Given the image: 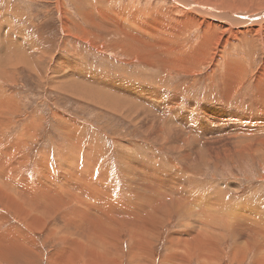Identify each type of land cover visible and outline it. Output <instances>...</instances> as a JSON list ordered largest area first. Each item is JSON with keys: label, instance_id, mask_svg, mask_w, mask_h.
<instances>
[{"label": "rangeland", "instance_id": "obj_1", "mask_svg": "<svg viewBox=\"0 0 264 264\" xmlns=\"http://www.w3.org/2000/svg\"><path fill=\"white\" fill-rule=\"evenodd\" d=\"M65 1V8L67 7V9L64 8L61 10L56 4L57 0H0V95L2 96L4 94L2 96L3 98H0H2L1 101H3V103L9 99L11 102V108L14 107L10 110V113H8L6 118L9 121V124L0 129V134L1 132L5 133L4 141L6 143L4 142L3 144L4 152L10 153L12 143L17 142L18 145L21 144L22 147L20 153L16 154V159L21 161L17 165L18 168L20 170L25 168V170L23 169V174L28 178L35 175L37 176V174V177H42L39 174L41 171L40 169H37V165L40 166L43 163V168L46 169V171H58L56 173V180L54 182L52 181V183H55L56 185L58 183L60 186L62 184V176L58 169L59 166L62 165L67 172L69 168L70 171H75L76 167L68 165L70 161L69 159H75V157L79 155L76 158V163H79L77 164V173L84 171L83 168L87 165L90 166H87V169L92 171V160H95L97 161V165L93 164L96 166V170H102L101 172H103V170L106 169L108 176L103 172L107 177L106 181L109 180L110 175V181L113 179L117 182H115V185H117L115 191L118 188L119 190L122 189L118 198L125 201H135V197L129 194V191L124 184L126 182L124 180V174L131 175L130 173L125 172L128 170V165L125 164L126 160L131 159L136 165L137 170L144 173H148L147 171L152 169V166H157L158 168L163 169L162 173L164 174L165 172V175L177 170H180L179 173L182 174L185 166L189 167V171H191L186 174V176L189 175V177L185 176L182 178V180L184 179V185H187L185 183L192 181L191 184L193 183L192 185L195 188L192 185L191 187L194 188V190L197 189L196 191L198 193L204 195V199L208 200L210 196H219L218 194L222 195L225 192V196H221L223 197L221 199L226 197L222 208L216 211L214 210L215 212L210 209V206H208V209L205 205L199 208V210H204L205 208L204 212L207 211V214L213 213L215 215L218 220L216 221L218 222L216 227L215 225H212L210 226V229L206 228V226L199 229L201 231L204 230L202 232H205L206 234L209 232L211 235L208 234V236L211 238L212 234L215 235L213 238L218 241H215L216 248L222 251V256L227 254L226 258L219 262V264H239L238 260L232 261L230 257L234 250H237L235 253L237 254L240 250L248 249L246 243L247 237L244 235L245 237L242 236L239 240L238 236H236V238L233 237V229L225 228L224 223L227 220L229 221V218H234L233 215H235L237 210L238 214L236 213L235 216L241 214V216L244 214L245 216H248L249 214V217L252 215V218L257 217L260 213L262 214L264 212V105H262L264 99L262 100V89L255 88L258 73L263 65L264 49L261 48L262 50L260 49L258 51L257 56L255 55V50L253 51L250 47L246 48V46L244 51H241L240 48H236L234 49L235 51L233 50L230 52V54H232L228 55V57L230 56L228 59H231L233 62H244L247 67H243L246 70H249V74L243 80H240V85L237 84V86L239 85L237 87L238 89L235 90L231 102L228 103L224 94L227 89H215V85L209 80L207 73L212 68L211 64L205 67H199L200 70L195 69L196 71L192 74L193 76L191 74L186 75L183 72V74L177 72H172L171 74L165 72L164 74L158 70L155 71L148 69L142 65L129 64V57L124 55L121 50L118 54L113 47H107L104 44L108 43V40L109 42L116 40L117 36H110L108 31L103 30L108 26L104 23H99L98 19H96V16L98 17L97 12H95L94 9L102 8V10L111 14L114 10L123 11L127 9L129 12H140L143 15H146L154 12L171 10L173 5L170 0H167L166 2H162L161 0H99L101 3L98 0ZM90 7L93 9H90ZM77 9L78 11H81L78 12ZM60 11H62L63 14L66 11L68 19L75 21V24H71L69 27L70 33L63 30L65 24L62 21L61 16L63 14L61 15ZM82 11L91 13L97 26L100 24V26L96 28L97 30L94 26L92 27V25L86 24L84 17L81 14ZM69 14L71 16H69ZM179 16L182 15L180 14ZM112 21L114 22V20ZM99 28H103L101 29L102 31ZM84 30H86L88 35L91 38L93 37L96 42L100 41V43L103 44L105 50H102V53L88 46V44L80 38V36L84 38L88 37ZM195 32L196 31L187 37L185 40L186 44L194 43L196 38L200 37V33L196 32L197 35ZM70 35L72 36L70 37ZM12 49L16 51L12 52ZM18 51H20V53ZM236 51L237 53H234ZM248 57L251 58L252 61L248 59ZM34 59L38 61H35ZM29 64L30 66L28 67ZM63 64L66 66L70 65V67L68 66L69 68H67L68 72L66 71L64 74L59 70L63 67ZM70 68H76V70H72L75 72L73 73ZM65 69L66 68H64V71ZM252 69L253 72L251 73ZM65 74H72L78 83H75L74 86V83H71L70 79L67 81V78L64 77ZM93 74L96 76L92 77ZM104 79H108L111 86L109 84H103ZM120 80H123L127 85H138L150 89H114L112 86H115ZM158 80L162 85L165 84L167 89H156V86L160 85ZM67 82H69V84ZM72 86L74 89H71ZM161 92H164L165 96L168 95L172 98L170 107L167 100L168 98L164 100V98L160 97ZM181 94L183 95L182 98L180 97ZM126 95L129 96L127 97ZM98 96L100 98H98ZM106 97L110 99H107ZM137 98L141 99L139 100ZM183 99L187 101L190 100L194 103V110H196H193L194 115L202 116L201 113L203 109L207 107L210 109V113L215 116L216 121L211 122L210 119V121L203 122L204 125L202 128L199 125L193 128L191 126L193 125V122L190 120L184 121L178 115L174 118H171L169 115L163 117L165 112L164 106H168L169 108L166 111L167 113L175 110V108L181 110ZM209 100L210 102H208ZM115 104H118V106H115ZM154 106H157V108L154 109ZM250 107H252L254 113ZM140 111H142V113ZM187 111L185 110L186 114L191 112L190 110V112ZM152 112H155L156 114H152ZM232 113L237 114V121L229 122L222 127L223 123H218L219 120L225 116L226 118H230ZM149 117L153 119L150 120L151 118ZM164 121L166 122L164 123ZM30 125L33 127H30ZM176 127L186 129L188 132H184ZM190 127L193 130H191ZM197 127L201 128L202 132L197 130ZM144 129L146 131H144ZM193 133L195 134L193 135ZM32 134H34V137L31 136ZM197 135L198 137H196ZM229 138L231 139L228 140ZM216 139L228 141L227 148L231 149L233 155L230 152V155L227 152H222L220 154L221 156L215 157L214 154L211 156V154L206 153V151H204L203 143L212 141V152L214 153L218 148L216 144H213V142L216 143ZM232 141H234V143ZM248 146L252 148L250 149ZM191 147H193L194 150ZM233 148L236 149L234 150ZM237 149L241 151L239 152ZM242 150L245 151L243 152ZM250 150H253V153L252 151L250 152ZM185 151L187 152V155L185 154ZM191 151L194 153L196 152V154L198 152L199 154H193ZM201 151H204V153ZM189 153L190 155H188ZM240 154L242 155L240 156ZM87 157L89 162H87ZM189 157L191 158L190 161L185 159ZM3 158L0 160L3 161ZM2 169H4V167ZM0 172H2L1 168ZM151 172L156 173L154 169H152ZM57 175L61 178L59 179ZM68 176L71 178L70 175ZM34 182H37V179H34ZM64 183L69 184V180L68 183L64 180ZM215 193H217V195H215ZM244 203L247 206H245ZM242 204H244V208L246 209H243L244 211L242 210ZM197 206L202 205L200 203V205ZM230 206L234 208L233 211H230L233 209ZM227 207L229 211L226 209ZM246 207L248 210L250 209L251 212H248ZM261 207L263 211L260 209ZM252 209H254V211ZM0 210H2V212H8V210L2 209L1 204ZM255 210L260 213L255 212ZM195 213L197 212L195 211ZM229 213L231 214L229 215ZM257 213L258 215H256ZM6 216L8 217V220L4 223L0 222V235L1 232L4 233L6 230L8 235L10 232V235L15 233L11 236L14 238L15 242H19L17 238L18 236L22 238L21 240L27 238L28 235L33 236L35 238L36 246H32L34 250L29 246L28 249L25 247L23 251L18 249V246L15 248L11 246L15 255H6L8 256L7 258L4 257L6 262H1L2 264H52L51 260L56 259L61 252H64L67 243L63 240H57L61 234L56 237H54L53 234H50L55 226L54 222H51L42 232H32L27 227L26 221L20 216H16L10 212H8ZM219 216L221 217L218 218ZM197 219H199V217ZM193 221L195 222V218L190 220L188 215L183 211L175 212L173 216H171V220L167 221L164 225L165 227L163 226L161 228L160 237L156 238L152 247L156 264H161L167 259V254H169L170 251L168 243L170 235L171 237H185L186 233L189 231L193 232L192 230L197 228L194 226L195 224ZM191 222L193 224L192 226ZM14 224H16L15 227H13ZM9 226H11V229H8L10 228ZM213 226L215 228H213ZM186 227L187 230H185ZM130 235V232L127 230L122 236L123 250L125 252L124 257L126 258L124 264H131L128 251H130L135 244V241H131L132 238ZM225 237L227 239H225ZM241 239L243 242H241ZM237 241L239 242L237 243ZM235 242L238 244L237 246H233ZM239 243L240 245L242 243V246H239ZM7 247L8 249H6ZM235 247L237 249H235ZM2 248L8 251L10 246H3ZM20 248L23 247L20 246ZM239 248L241 249L239 250ZM1 249L0 252H2L0 253V256L5 253L4 250ZM22 252H25L28 255L25 256ZM180 252L184 253L183 250H180ZM8 253L12 252L8 251ZM247 254V261L244 264H254L252 262L253 259H256L254 256L257 255L256 257L258 258L260 255L258 250H253L252 252L249 251ZM72 256L73 255H71L70 258ZM15 257L16 259H14ZM73 260L75 261L72 257L69 262H72ZM9 261L13 262L10 263ZM81 261L82 260L80 259L77 264H83ZM193 264H198V261L194 260Z\"/></svg>", "mask_w": 264, "mask_h": 264}, {"label": "bare ground", "instance_id": "obj_2", "mask_svg": "<svg viewBox=\"0 0 264 264\" xmlns=\"http://www.w3.org/2000/svg\"><path fill=\"white\" fill-rule=\"evenodd\" d=\"M161 1L166 2L167 0H161ZM170 2L173 5L171 10L162 11V12H154V13H150V14H146V15H143L140 12H133V11L129 12V10H127V9H125L123 11H115L114 10L115 13L113 12L112 14L107 13L106 11L102 10V8L94 9L95 12H97L98 17L96 16V19H98L99 23L100 24L104 23L108 26L107 28H104V29L99 28V29L100 30L103 29V30L108 31V34L110 36L111 35L117 36L116 40L111 41V42H109V40H108V43H104V44L107 47L108 46H110L111 48L113 47L116 50V52H118V54H119V51L121 50L124 55H127L129 57V59H130L129 60L130 62H128L129 64L142 65L148 69H152L155 71L158 70L164 74H165V72H167L169 74H171L172 72H177V73L183 72L186 75H190V74L192 75L195 73V71L197 69L200 70L199 67H205V66L211 64L212 68L207 73L209 76V80L212 84L215 85V89H223V90L227 89V91H225L224 94H225L226 101L228 103H230L232 98H233L235 90H237L238 89L237 87L241 84L240 80H243L249 74V70H246L244 68V67H247L246 64H244V62H241V61H234L233 62V61H231V59H228L230 57V56L228 57V55L230 54L231 51H233L236 48H240L241 51H244L245 46H246V48L250 47L253 51L255 50L256 56L258 54V51L261 48L264 49V0H170ZM85 3H87V2H85ZM131 3H132V1H131ZM56 4H57L59 9L63 10L66 6V1L65 0H57ZM93 6H94V4H93ZM84 7L86 8L85 5H84ZM65 9H67V7ZM90 9H93V8L90 7ZM82 10H84V9H82ZM77 11H78V9H77ZM80 11L81 10H79L78 12H80ZM60 12L62 15L63 12L62 11H60ZM81 14L84 17L86 24H90V25H92V27L94 26L95 29L100 26L99 23H98L99 26H97V23H96V21H95V19L91 13L82 11ZM180 14L182 16H179ZM69 16H71V15L69 14ZM61 18H62L63 23L65 24L63 30L70 33L69 27L71 26V24H75V21L68 19V17L66 16V11L61 16ZM148 18H151L152 20L148 19ZM112 20H114V22ZM84 31L88 37L84 38V37L80 36V38L82 40H84V42L87 43L88 46H90L94 50H97L100 52L102 50L103 51L105 50L103 44H101L100 41L96 42V40L93 39V37L91 38L88 35L86 30H84ZM194 31L199 32L200 37L196 38L194 43L192 42L190 44H186L185 40ZM92 33H90V34H92ZM105 34H106V32H105ZM93 35H94V33H93ZM71 36L72 35H70V37ZM192 40H193V38H192ZM25 44H26V42H25ZM30 45H32V44H30ZM34 45H35V43H34ZM36 47H37V45H36ZM13 51H16V50L12 49V52ZM22 51H24V50H22ZM241 51H240V53H241ZM18 52L20 53V51H18ZM234 53H237V51ZM234 53H233V55H234ZM33 54H35V53H33ZM12 56H13V54H12ZM4 58H5V56H4ZM10 58H11V56H10ZM244 59H245V57H244ZM248 59L251 60V58H249V57H248ZM34 60L38 61L36 59H34ZM12 63H13V61H12ZM6 64H7V62H6ZM262 64L263 65H262V67L258 73L257 82L255 83V88L256 89H262L261 95H262V100H263L264 99V94H263V90H264V60H263ZM12 65H14V64H12ZM29 66H30V64L28 65V67ZM68 66L70 67V65H68ZM68 66L63 64V67L66 69L69 68ZM63 67H61V69H59V70L62 71L64 74V72H66V71L68 72V69L67 70L65 69V71H64ZM70 69H71V71L76 70V68H70ZM36 72H38V71H36ZM72 72L74 73L75 71H72ZM80 72H82V71H80ZM252 72H253V69H252L251 73ZM71 76H72V78H71ZM94 76H96V75L93 74L92 77H94ZM64 77L67 78V81H68V79H70V82L74 83V86H75V83H78V81L76 80L75 77H73L72 74L71 75L65 74ZM104 80H103V82H104L103 84H109L110 85V83L108 82V79H104ZM159 80H158V82H159ZM67 83L69 84V82H67ZM71 83H70V86H71ZM62 84H63V82H62ZM237 84H239V85L237 86ZM160 85H157V86L155 85L156 89H167V86L165 84L162 85L160 83ZM115 86H112V87L114 89H119V90H124V89H150V88L138 86V85H127L126 83L123 82V80H120L119 83L115 84ZM242 86H244V85H242ZM64 87H66V86H64ZM66 88H68V87H66ZM240 88H241V86H240ZM71 89H74V87L72 86ZM176 95H178V94H176ZM2 96L0 95V97H2ZM182 96L183 95L181 94L180 97L182 98ZM133 97H131V98H133ZM160 97L164 98V100L168 98L167 100L169 102V107L171 106V101H172L171 97H169L168 95L165 96L164 92L160 93ZM2 98H0V129L6 127L9 124V121L6 118L8 116V113H10V110H12L14 108V107L11 108V106H10L11 102L9 99L4 101V103H5L4 104L3 101H1ZM88 98H90V97H88ZM98 98H100V97L98 96ZM107 99H110V98H107ZM137 99L140 100L141 98H137ZM90 100H92V99H90ZM98 101H96V102H98ZM208 102H210V100ZM228 103H227V105L229 106ZM252 104H254V103H252ZM256 104H257V101H256ZM262 105H264V103ZM115 106H118V104H115ZM199 107H201V106H199ZM155 108H157V106H154V109ZM250 108L252 110V107H250ZM161 109H163V108H161ZM164 109H165V112L163 114V117H166L167 115H169L171 118H174L175 116L178 115L184 121L190 120L191 122H193V125H191L193 128L196 127L197 125H199L202 128V126L204 125L203 122L204 121H210V119H211V122L216 121L215 116L210 113V109L207 107L203 109V111L201 113L202 116L194 115L193 110L195 109V105L190 100L187 101V100L183 99L181 110H179L178 108H175V110H172L171 112L167 113L166 111L169 109L168 106L167 107L164 106ZM185 110L186 111L190 110L191 112L189 111L190 113L186 114ZM194 111H196V110H194ZM252 111L254 113V110H252ZM132 112H134V111H132ZM140 112L142 113V111H140ZM152 114H156V113L152 112ZM259 114H261V113H259ZM57 115H59V114H57ZM142 118H143V116H142ZM149 118H151V117H149ZM152 119L153 118H151L150 120H152ZM237 119H238L237 114L232 113V116L230 118H226V116L222 117L218 123H223L222 124V127H223V125H225V124L227 125V123H229V122H236ZM140 120H142V119H140ZM145 120H147V119H145ZM166 121H164V123ZM71 124H74V123H71ZM173 125H175V124H173ZM228 125H230V124H228ZM153 126H151V127H153ZM30 127H33V126L30 125ZM143 127H144V125H143ZM148 127H150V126H148ZM171 127H172V125H171ZM176 128H180V127H176ZM201 128L197 127L196 129L202 132ZM190 129H191V127H190ZM180 130H183L184 132L185 131L188 132V130L183 129V128H180ZM191 130H193V129H191ZM144 131H146V130L144 129ZM153 133H155V132H153ZM248 133H251V132H248ZM179 134H180V132H179ZM194 134L195 133H193V135ZM259 134H260V132H259ZM4 135H5V133L1 132V134H0V159L3 157L4 158H3V161L0 160V168L2 170V172H0V204L2 205L3 210L6 209L11 214H14L16 216H20L21 218H23L26 221L27 227L32 232H35V231L36 232H42L46 227H48V225L51 222L55 223V226L52 229V233H50V234H53L54 237L59 236L61 234L57 240H59V241L63 240L67 244L65 245L64 252L63 253L61 252L60 255L56 259L51 260L52 264H77L80 259L82 260L81 262H83V264H124V261L126 260V258L124 257L125 252L123 250L122 236H123L124 232L127 230L131 234L130 235L132 238L131 241H135L134 242L135 244L132 246L130 251H128L129 252L128 256L130 258L129 261L131 260L130 263L131 264H156V259H155L154 254H153L154 250L152 251V247L155 243V240H156V238L160 237L159 235H160L161 228L165 225V223H167V221L171 220V216H173V214L175 212H181V211L185 212L188 215V217L190 218V220L192 218H195V222L194 221L193 222L195 224L194 226H196L197 228L193 229L192 230L193 232L189 231L188 233H186L185 237H179V236L178 237H173V236L171 237V235H170V237L168 239L169 248H170L169 254H167L168 256L166 257L167 258L166 261H164V262L161 261L162 263L161 262L160 263L161 264H193V261L197 260L198 264H219V262H221L222 260H224L226 258L227 254L226 255L224 254L222 256V251L220 249H217L215 246V244H216L215 241H217L215 238H213V236H215V235L212 234V238L214 239L213 240L210 236H208V234H210L209 232H208V234H206L205 232H202L204 230L201 231L199 229V228L202 229L205 226H206V228L210 229V226H212V225H215V227H216V225L218 224V222H216V221H218V220L215 217V215L213 213L207 214V211L204 212L205 208H204V210L203 209L199 210V208H201V207H203V205H205V206H207L206 208L208 209V206H210L211 207L210 209H212L213 212L222 208V206H224L223 203H224V199L226 197H224V199H221V198H223L221 196H225V194H224L225 192L223 194L220 192L222 195L218 194L219 196H214V197H211L209 195L210 197L208 198V200L204 199V197H203L204 195H202L201 193H198L196 191L197 189L194 190L195 187L192 185L193 183L191 184L192 181L185 183L187 185H184V182H183L184 179L182 180V178L185 177L186 174H188L191 171V170L189 171V167L185 166V169L183 170L184 172L182 174L179 173L180 170H177L175 172L170 171L171 173H167V175H165V172H164V174L162 173L163 169H160L157 166L156 167L152 166V169H154V171L156 173H152L151 172L152 169H149V171H147L148 173H144V172H140V170H137L136 165L134 164V162L131 159L130 160L125 159L126 160L125 164L128 165V168H127L128 170L125 172L130 173L131 175L130 176L126 175V173L124 172L125 173L124 174V176H125L124 180L126 181L124 184L126 185L127 190L129 191V194H131L133 197H135V201H125L122 199L120 200L118 198L119 197L118 195L121 194L122 189L119 190V188H118L115 191L116 186H117V185H115L116 181L113 179H112V181H110L111 180L110 175H109V180L106 181L107 177L104 175V173H105L108 176L106 169L103 170L104 173L101 172L102 170L101 171L96 170L95 165H97V161L92 160V171H89L87 169L88 165L86 164L87 166L85 168H83L84 171L77 173V167H78L77 164H79V163H76L77 162L76 158L79 155L76 156L75 159L72 158L73 160L69 159L70 161H69L68 165L71 167L72 166L76 167L75 171H73V170L70 171V168H69L68 172H67L66 169L62 165L58 167L60 174L62 176L61 186L57 182H56L57 185L55 183H52V181L54 182L56 180V173L58 171L57 172L51 171V170L46 171V169L43 168V166H44L43 163L40 166L37 165V169H40V171H41V173H39V174L42 177H37L38 176V174H37V176L35 175L31 178H28L26 175L23 174L25 168H23L24 170L23 169L20 170L17 166L18 163L21 162V161H18L16 159V154L20 153V150L22 147L21 144L18 145L17 142L12 143L11 147L9 145L10 150H11L10 153H5L4 149H3V144L5 142L4 141ZM33 135L34 134H32L31 136H33ZM155 135H157V134L155 133ZM186 136H188V135H186ZM196 137H198V135ZM184 138H185V136H184ZM230 139L231 138H229L228 140H230ZM208 140H210V139H208ZM211 142L208 141L206 143H203L204 149H205V150L204 149L203 150L206 151V153L211 154V156L214 154L215 157H219V156H221L220 154L222 152H224V153L227 152L228 154H229V152L231 153V149L227 148V145H228L227 142L228 141L216 139V143L213 142V144L214 145L216 144L218 148L214 153L212 152L213 148H212ZM232 142L234 143V141H232ZM229 145H230V143H229ZM233 146H234V144H233ZM191 148H193V147H191ZM249 148L251 149L252 147H249ZM193 150H194V148H193ZM246 150H247V148H246ZM5 151H6V149H5ZM187 151H189V150H187ZM204 151H201V152L204 153ZM251 151L253 153V150H250V152ZM254 152H255V150H254ZM186 153L187 152L185 151V154ZM192 153L196 154V152L195 153L192 152ZM236 153H238V152H236ZM197 154H199V153L197 152ZM188 155H190V153ZM234 155H235V153H234ZM241 155L242 154H240V156ZM64 157H65V155H64ZM240 158H242V157H240ZM185 159L189 160V161L191 160L190 157L185 158ZM206 159H207V156H206ZM211 159H212V157H211ZM71 160H72V162H71ZM200 160H201V157H200ZM65 161H66V159H65ZM135 161H136V159H135ZM204 161H206V160H204ZM238 161H239V159H238ZM82 162H83V160H82ZM87 162H89L88 157H87ZM189 165H191V164H189ZM133 166H134V168H133ZM3 167H4V169H2ZM88 167H90V166H88ZM148 167H150V166H148ZM172 167H174V166H172ZM80 169H82V168H80ZM68 175H70L71 178ZM57 176L59 177V175H57ZM186 177H189V175H187ZM60 178L61 177H59V179ZM34 179H37V182H34ZM67 179L69 180V184L64 183V180H65V182L68 183ZM115 179L118 180L117 178H115ZM191 185L194 188H192ZM163 190H166V191H163ZM215 195H217V193H215ZM230 197H232V196H230ZM131 200H132V198H131ZM200 203L202 206H197V205H200ZM244 204L241 205V206H243L242 210L243 209L246 210L244 207L247 205L245 204V206H244ZM227 205H228V203H227ZM230 207H232V206H230ZM226 209L228 210V207ZM260 209L262 210V207ZM194 210L197 213H195ZM233 210H234V208L231 209L230 211H233ZM252 210L254 211V209H252ZM237 211H236V213H237ZM247 211L251 212L250 209L248 210V208H247ZM8 212H2V210H0V222L4 223L6 220H8V217L6 216V214ZM239 212H241V211H239ZM255 212L260 213L259 211H256V210H255ZM236 213H235V215H236ZM258 213L256 215H258ZM230 214L231 213H229V215ZM235 215H233L234 218H231V219L228 217L229 221L227 220L224 223V227L233 229V233L235 234V236H234V234H232V235L235 238H236V236H238V240L240 237L246 235V237H247L246 243H247L248 249L240 250L242 248L241 247V248H239L240 252L238 251L237 254H235L237 252V250H234L231 257H230L231 260L232 261L238 260L239 264H244L247 261V257H248L247 253L249 251L252 252L253 250H258V253L260 255L257 258L256 257L257 253H256L255 254L256 256H254V258H256V259H253L252 262L254 264H264V212L262 214L260 213L257 217H254V218H252L251 214H250L251 217H249V214H248V216H245V214L243 216H241L242 214L239 216H235ZM198 217H199V219H197ZM220 217L221 216H219L218 218H220ZM225 218H227V217H225ZM24 220H23V222H24ZM15 225L16 224H14L13 227H15ZM192 225L193 224L191 222V226ZM9 227L10 228H8V229H11V226H9ZM215 227L213 226V228H215ZM22 228H24V227H22ZM185 230H187V227ZM228 230H230V229H228ZM211 231H213V230H211ZM50 232H51V230H50ZM183 232H184V229H183ZM215 232L217 233V231H215ZM10 233L8 235L7 230H6V232H4V233L1 232V235H0V249L3 246H10L8 251L12 252V253H8L7 250H4L2 248L5 253L2 256H0V264H2L1 262H3V263L6 262V259L4 258V257H6V258L8 257L6 255H8V254L15 255L14 252L12 251L11 246H13L14 248L16 246H18V249H21L22 251L25 249V247H27V249H28L29 246H31V247L33 245L36 246L35 245V238L33 236L28 235L27 238L23 237L24 238L23 240H21L22 238H20L18 236L17 238H18L19 242H15L14 238L11 237L15 233H13L12 235H10ZM25 233H24V235H25ZM217 234H219V233H217ZM52 236H51V238H52ZM223 237H224V235H223ZM225 239H227V238L225 237ZM242 239H241V242H243ZM22 242H25L27 244L22 243ZM238 242L239 241H237V243ZM237 243L235 242L236 245L233 243L234 244L233 246H237L238 245ZM246 243H245V245H246ZM20 246H22L23 248H20ZM239 246H242V243H241V245L239 243ZM246 247H244V248H246ZM6 249H8V247ZM18 249H17V251H18ZM235 249H237V248L235 247ZM30 250H31V248H30ZM32 250H34L33 247H32ZM180 250H183L184 253L180 252ZM28 252H30V251H28ZM223 252H224V250H223ZM17 253H19V252H17ZM22 254H25V256L28 255L25 252H22ZM69 254H70V256L73 255L72 257H73V259H75V261L73 260L72 262H69V260L72 259V257L70 258ZM236 255H237V258H236ZM14 259H16V257ZM13 261H9V262L12 263Z\"/></svg>", "mask_w": 264, "mask_h": 264}]
</instances>
